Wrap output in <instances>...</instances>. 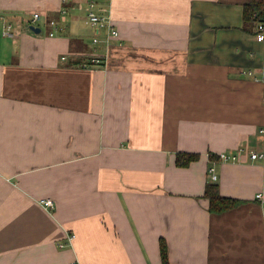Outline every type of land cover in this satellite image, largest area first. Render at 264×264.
I'll return each mask as SVG.
<instances>
[{
    "label": "crops",
    "instance_id": "1",
    "mask_svg": "<svg viewBox=\"0 0 264 264\" xmlns=\"http://www.w3.org/2000/svg\"><path fill=\"white\" fill-rule=\"evenodd\" d=\"M249 1L100 0L120 37L97 45L107 67L85 69L87 0H0V264H162L161 237L171 264H264ZM181 151L200 155L179 166ZM213 163L221 194L243 200L223 213L205 196Z\"/></svg>",
    "mask_w": 264,
    "mask_h": 264
},
{
    "label": "built area",
    "instance_id": "2",
    "mask_svg": "<svg viewBox=\"0 0 264 264\" xmlns=\"http://www.w3.org/2000/svg\"><path fill=\"white\" fill-rule=\"evenodd\" d=\"M99 1L100 0H87L88 11H87V21L96 29V34L93 38V43L95 45L92 52H90L87 57L81 61L80 67L90 69L95 66H104L107 67L110 59L109 51L100 52L98 50V44L102 41L105 42L106 47H109L112 43L113 39L120 37L119 30L115 27L113 19L110 13L101 12L99 9ZM41 13L35 12L34 19L40 18ZM51 25L53 26V30L51 31V35H54L58 29V25L56 21H51ZM104 31V38L101 37L100 32ZM5 35L13 36L14 32L12 31V25L9 24L8 27L5 28ZM258 41L264 42V20L260 21L257 25V33H256ZM62 59H67V55H63ZM252 158L264 157V154L261 152H251ZM219 158L222 161H236L239 159V155L237 153H230L228 151H221L219 153ZM210 179L213 181H217L219 179V174L217 172L216 165L213 163L208 169ZM257 197H263L262 193H259ZM42 203L46 207H53L56 204L55 199L53 198H43ZM75 233H68L66 236V241L59 242L60 247H65L67 245H71L73 240L75 239ZM71 264H80L77 260L73 261Z\"/></svg>",
    "mask_w": 264,
    "mask_h": 264
},
{
    "label": "trees",
    "instance_id": "3",
    "mask_svg": "<svg viewBox=\"0 0 264 264\" xmlns=\"http://www.w3.org/2000/svg\"><path fill=\"white\" fill-rule=\"evenodd\" d=\"M264 20V0H250L244 5V21L247 27L257 26ZM197 152H179L176 157V163L179 166H187L192 161L199 158ZM205 196L209 198V209L213 213H223L239 206L243 200L235 197H228L221 194L218 181L210 180L207 183ZM160 250L162 264H171L169 256V246L164 237L160 239Z\"/></svg>",
    "mask_w": 264,
    "mask_h": 264
},
{
    "label": "water",
    "instance_id": "4",
    "mask_svg": "<svg viewBox=\"0 0 264 264\" xmlns=\"http://www.w3.org/2000/svg\"><path fill=\"white\" fill-rule=\"evenodd\" d=\"M30 28L33 29V30L36 31V32H41V28L38 27V26H36L35 24H32V25L30 26Z\"/></svg>",
    "mask_w": 264,
    "mask_h": 264
},
{
    "label": "rangeland",
    "instance_id": "5",
    "mask_svg": "<svg viewBox=\"0 0 264 264\" xmlns=\"http://www.w3.org/2000/svg\"><path fill=\"white\" fill-rule=\"evenodd\" d=\"M87 11H88V5H87Z\"/></svg>",
    "mask_w": 264,
    "mask_h": 264
}]
</instances>
